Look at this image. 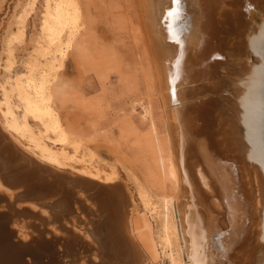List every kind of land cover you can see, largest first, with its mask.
Here are the masks:
<instances>
[{
    "label": "bare ground",
    "instance_id": "bare-ground-1",
    "mask_svg": "<svg viewBox=\"0 0 264 264\" xmlns=\"http://www.w3.org/2000/svg\"><path fill=\"white\" fill-rule=\"evenodd\" d=\"M59 2L0 0V64L31 61L24 52L35 48L36 25L55 38L46 44L53 54L40 71L17 68L10 75L0 69V96L10 112L22 103L12 116L16 125L25 124L29 109L45 116L57 136L106 172L108 184L61 183L47 173L42 175L49 180L40 182L41 172L17 169L20 154L0 130V176L14 188L26 186L24 197L44 201L60 195L46 202L49 217L47 207L42 216L33 205L14 203L11 192H0V264H264V0H182L179 15H169L176 12L172 0H135L143 74L155 88L159 111L144 106L149 130L142 134L144 123L134 112L146 103L125 91L130 107L118 127L125 150L111 142L103 149L89 131H97L93 124L102 116L103 95L86 97L62 82L71 59L89 63L101 79L117 57L107 47L93 48L95 2L72 0L73 9L58 13ZM29 23L28 36L16 41ZM173 32L177 42L169 38ZM74 95L93 114L89 129L65 113ZM63 184L91 192L105 231L73 230L79 199ZM16 219L22 227H13ZM26 225L33 230H24Z\"/></svg>",
    "mask_w": 264,
    "mask_h": 264
},
{
    "label": "rangeland",
    "instance_id": "rangeland-1",
    "mask_svg": "<svg viewBox=\"0 0 264 264\" xmlns=\"http://www.w3.org/2000/svg\"><path fill=\"white\" fill-rule=\"evenodd\" d=\"M94 2H95V7L93 8V11H94V14H96L95 22L97 23L96 24L97 28L95 31L96 33H94V35H96V40H95L96 44L93 45V48L102 47V46L107 47V48L113 50V52L115 53V55L117 57H115V60L113 61L112 65H110V68L108 69L109 72L107 71V74H106L107 77L106 76L104 77L105 80H103L104 78L100 79L99 74L96 73L97 71L93 70L94 68H92L89 63L78 64V62L71 59L68 63L66 76L62 82L65 83L66 81H69V83L78 86L77 87L78 90H80V92H82V93H85L86 97H92V96L98 95V94H101V96L103 95L102 97L100 96L101 102H102L100 104V106H102V108H103L102 109L103 112H101L102 116L99 120H97L95 122V124H93V121H92V118L94 119L93 114L91 113L92 114V117H91V114L89 111L90 109H88V108H85L88 110V111L86 110L87 112L82 110V109H84L83 108L84 105L80 102V100L76 99V97H77L76 95H74L72 97V99H70L68 101V104H66L65 113L67 112L66 114L67 115L69 114L68 116L70 117V119L75 120L76 124L79 127L81 126L82 128L87 129L88 126L90 128V124H91V126L93 124L96 127L97 131H95L94 128L93 129L88 128V129H89L90 133H92L94 131L93 132L94 135L93 134L92 135L96 138L97 142L102 144L101 146H104L103 149L107 150V147L108 146L110 147V145H108V144H110V142H111L112 145H114V144L117 145L118 143H121V145H120L121 149L125 150L124 148H126V146H124L122 144V137H121L120 130L118 127L120 126V124H121L120 122H122L126 113L128 112V108L130 107V101L128 99V95L126 92H132V91H133V93L135 92L136 98H141L142 102L146 103V105L143 104V107H142V105L139 104L137 106L136 111L134 112L135 119L137 118L136 121L138 122L140 120L138 122V123H140V125L144 123L143 126H141V128H140V130L142 131L141 132L142 134H144V132L147 133L146 131L149 130V125L146 124V126H145V122L142 119V115L145 114L144 106H147V105L150 106V104H151V106L153 107V112L155 114H157V112L159 111L158 110V106H159L158 101L159 100L157 98L158 96H157L156 92H154L155 88L152 89L153 87L148 85L147 81L145 80L146 76L144 74L146 72V66H145L146 62H145L143 56L140 55V51H142V49H143V47H142L143 41L140 38L141 36L139 35V30L136 29L135 0H94ZM130 19H131V21H130ZM29 25H30V23L27 24V26L25 25L26 29H24V34L19 36L16 39V41L17 40H18V42L22 41L28 36L29 30H30ZM33 26L34 25H32V28H33ZM35 31H38L37 32V40L35 42L36 43L35 48H31V49L24 52L25 54H27V56L29 57V59L31 61L28 63H22V62L18 61V59L16 58V60H14L13 63L9 66H5L3 63L0 64L1 70H4L8 74L11 75V73H13L15 69H17V68L29 69L26 66L31 65V70H37V71L39 70L40 71V69L43 67V62L50 58V56L53 54V51L46 46L47 43H50V39H49L50 36L47 35V32H42L43 30H41V26H37V25L35 26ZM135 42L137 44H135ZM131 50L134 51V54L132 53L133 51H131ZM136 51L138 52V54ZM252 59L254 60V62H256V60H257V58H252ZM120 62H121V64H120ZM113 64H114V66H113ZM113 67H116L115 68V69H117L116 72L114 71L115 69ZM121 67H122V69H121ZM139 68H140V70H139ZM118 70H120V71H118ZM130 73H132V74H130ZM123 75H124V77H123ZM131 75H133L134 77ZM25 76H26V73H24V77ZM119 77H121V79ZM126 77H127V79H126ZM12 80L13 79L11 77H9L8 79H6V84L11 83ZM127 80H129L128 83L130 82L129 83L130 85L128 84L129 86H126ZM101 82L104 83L105 85L104 84L102 85ZM132 82L134 83V85H132ZM135 83L138 85H135ZM4 85H5V83H3L2 80L0 79V91L5 88ZM136 86H137V88H136ZM149 86L151 87L150 88L151 91L149 89ZM132 87H133V89H130ZM103 88H105V89H103ZM102 89L104 90V93H103ZM128 89H130L131 91ZM80 92H79V94H80ZM143 92L145 94H143ZM79 94H78V96H79ZM102 99H103V101H102ZM78 102H80V103L78 104ZM127 102H128V104H127ZM21 104L22 103L16 105V107L14 108L15 111L12 110V112H10L9 110L6 109L7 102L0 96V130L2 132L7 131L5 129V125H7L6 127H8V126L15 127L13 125H16V124L12 120V116H15V118H16L17 112H20L23 109ZM79 106L81 108H79ZM106 106H108V107L105 108ZM154 106H155V108H154ZM66 109H68V111ZM79 110H81L82 112ZM156 110H158V111H156ZM83 111L85 113H83ZM15 112H16V114H15ZM120 114H121V116H120ZM80 116H81V118H80ZM30 117L33 121L30 120ZM44 117L45 116L38 113L37 111L29 109L24 116V120L26 119V122H24L25 124L23 126L31 128L30 130L36 136H39L41 138L44 136V138L50 140L54 144H61L62 147H61L60 151H62V152L68 151V149H66L65 146H66V144H69V146L73 149V151L70 152V158H72V159L75 158L78 161L85 162L86 164H91L92 166L90 168H92V174L95 177L105 175L104 173H106V172H104V170L98 171L97 166L94 163H92V162H94L93 158L89 157L88 155L86 156V154L84 152H83L84 154L81 153L82 151H80V149L76 150L74 148V144H72L68 139H66V138L63 139L60 136H57L56 135L57 129L54 127L48 126V124L45 122ZM90 117H91V119H90ZM141 121L143 123H141ZM90 122H92V123H90ZM20 128H22V127L18 126V129H20ZM107 130H108V132H107V134H105ZM243 131L244 130H242V133H244ZM50 132L55 134L56 136L50 137V135H47ZM112 136H113V138H112ZM7 138H6V140L9 141V138L8 139ZM96 171H98V172H96ZM103 179L106 181L108 180L107 177H105V176H103ZM82 196L85 197L86 192L79 190V193L78 192L76 193V199H79V200H76V204H75V206L77 207V212L79 213V216L75 220L76 221V227H73V230L75 232L81 234V235H92L95 231H105L104 229H102V222H101V220H103L105 218L99 213L97 203L92 198H86L85 199ZM84 206H88L89 208L94 209L95 214H89L86 211H84L85 210ZM45 210H49V209L46 208ZM48 216L49 217L53 216V214L50 210H49ZM16 220H19V219H16ZM16 220L12 224L13 227L14 226L16 227L17 225H18V227H22V222H20V220L17 222ZM23 222H27V221L24 220ZM50 225L51 224H49L48 227H51ZM23 229L24 230L26 229L28 231L33 230L30 227H28L27 225H26V227H23ZM28 231L23 232L24 235L27 234L28 237H30L35 232V230H34L32 232V234H29L30 232L28 233ZM55 231H57L59 233H63L61 231V229L58 227L56 228ZM17 234H20V231H19V233L17 232ZM48 234H49V232H48ZM20 239H22V237H20ZM65 260H69V257H64L63 261H65Z\"/></svg>",
    "mask_w": 264,
    "mask_h": 264
},
{
    "label": "flooded vegetation",
    "instance_id": "flooded-vegetation-1",
    "mask_svg": "<svg viewBox=\"0 0 264 264\" xmlns=\"http://www.w3.org/2000/svg\"><path fill=\"white\" fill-rule=\"evenodd\" d=\"M30 120L33 121L31 117H30ZM6 126L7 125H5V129L7 131L3 132L4 136L6 138L8 137L9 141L8 140L7 141L10 144H12L14 147H16V149L19 151V152L17 151V155L18 153L20 154L18 156V158L20 157L19 161L17 162V167L19 165L20 168L16 167L18 170L20 169L21 171L23 169L24 170L35 169L33 170L35 171L34 173L37 174L36 171L41 172V175L42 173L43 175L47 173L48 178L54 175L55 176V177L53 176L54 179L50 178L51 179L50 181L52 180L55 181V179L57 180L60 178L61 183L64 180H65L64 182L66 183L68 181L79 179L81 181L86 180L85 182L90 181L89 182L90 184H92V181L97 182L99 186L100 185L105 186L106 184H108V182L103 179L104 175L95 177L92 174V168H90L92 166L91 164H86L85 162L78 161L75 158L73 159L70 158V152H72L73 149L69 146V144H66L65 146V148L68 149V151L62 152L60 151L62 147L61 144H54L50 140L44 138V136L42 138L39 136H36L30 130L31 128L24 127L21 125H13L15 127H10V126L6 127ZM18 126H21L22 128L18 129ZM47 135H50V137L56 136L55 134L51 132L48 133ZM43 175L41 178V180L43 179L42 181L39 178H38L39 180L38 179L37 180L40 182H43L44 180L45 181L49 180V179H46L47 178L46 175L44 177ZM38 181H36V183ZM38 184L40 183L38 182ZM66 185L67 184H65V186ZM60 186L62 188L59 191H61L62 193L64 191V188L66 189L68 187V186L65 187L64 184H63L64 188L62 185ZM73 186L74 185H72V187ZM72 187L67 188V190L71 189L72 191L74 190L73 192L79 193L78 191L79 189L76 186H74L73 188ZM26 191H27L26 186H23L21 188H14L11 184H9V182L4 180L3 175L0 176V192L4 194L11 192L12 201L16 204L17 203L21 204L23 209L24 208L32 209L31 205H33L35 209H32V210L40 214L42 213L43 208L47 207L49 209V206L46 204V202H52L53 200L58 199L60 197V195H58L54 198L41 201L38 198L32 197V195H28L29 193L27 194V196L25 195L24 197L22 194H24ZM85 192H86V196L85 197L82 196V197H84L85 199L91 198L92 196L91 192L89 190H85ZM42 214L40 215L45 216L44 213Z\"/></svg>",
    "mask_w": 264,
    "mask_h": 264
},
{
    "label": "snow or ice",
    "instance_id": "snow-or-ice-1",
    "mask_svg": "<svg viewBox=\"0 0 264 264\" xmlns=\"http://www.w3.org/2000/svg\"><path fill=\"white\" fill-rule=\"evenodd\" d=\"M181 2H182V0H172L173 6L176 7V12H171L170 11L169 12V15H179V11L180 10H179V7L178 6H179V4ZM73 7H74V5L72 3V0H60V2L58 3V13L61 10H70V9H73ZM169 38L172 39L173 42H177L180 39L179 35L177 33H175V32L170 33L169 34ZM49 39H50V42H54V39L55 38L50 35ZM68 47H70V44L68 45ZM62 54L63 53L61 52V55ZM26 67H28L31 70V65H28ZM31 87H32V83L30 82L29 83V88H31ZM201 264H203V261H201Z\"/></svg>",
    "mask_w": 264,
    "mask_h": 264
},
{
    "label": "clouds",
    "instance_id": "clouds-1",
    "mask_svg": "<svg viewBox=\"0 0 264 264\" xmlns=\"http://www.w3.org/2000/svg\"><path fill=\"white\" fill-rule=\"evenodd\" d=\"M262 28H264V25H261Z\"/></svg>",
    "mask_w": 264,
    "mask_h": 264
}]
</instances>
